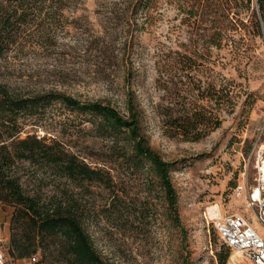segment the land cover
Here are the masks:
<instances>
[{
  "label": "rangeland",
  "instance_id": "obj_1",
  "mask_svg": "<svg viewBox=\"0 0 264 264\" xmlns=\"http://www.w3.org/2000/svg\"><path fill=\"white\" fill-rule=\"evenodd\" d=\"M119 0H79L67 13L73 34L54 48L11 59L12 84L30 83L38 90L55 88L83 102L116 107L128 116V93L141 113V128L151 147L172 163L181 228L158 178L147 167H130L131 146L125 136L98 128L89 114L54 105L28 125L31 133L58 139L92 168L112 179L92 186L84 199L94 206L87 225L96 249L114 264H222L227 248L215 229L222 217L242 214L264 236V228L244 195L236 191L246 178L255 187L264 163V17L258 0H158L145 29L134 15L115 6ZM262 5V4H261ZM138 23L141 19L136 18ZM98 43H94V42ZM92 42V44H91ZM131 69L128 76L127 68ZM232 87V103L213 89ZM185 109L212 115L211 132L198 126L188 137L170 130L167 121ZM176 126V125H175ZM198 139L197 141H193ZM25 168V169H24ZM23 186L33 195L32 177H50L25 164ZM245 175V176H244ZM32 179V180H31ZM46 180L44 198L55 193ZM81 193V190H76ZM115 206V208H113ZM121 212L111 215L108 210ZM15 208L0 209V244L10 264H36L10 256L15 239L26 229ZM119 216V215H118ZM220 217V216H219ZM226 264H251L230 251Z\"/></svg>",
  "mask_w": 264,
  "mask_h": 264
},
{
  "label": "trees",
  "instance_id": "obj_2",
  "mask_svg": "<svg viewBox=\"0 0 264 264\" xmlns=\"http://www.w3.org/2000/svg\"><path fill=\"white\" fill-rule=\"evenodd\" d=\"M78 1L0 0V209L15 208L13 220L19 218L26 229L10 250L15 260L41 251V262L46 264H114L96 249L87 230L95 211L90 201L84 199L94 185L105 183L113 188L112 179L106 178L101 169L92 168L60 140L27 130L33 118L40 120L54 105L89 114L95 118L92 122L98 128L115 136L124 135L131 146V154L126 156L128 165L136 169L148 166L153 171L164 191L175 226L186 236L170 177L172 163L163 159L146 139L141 128V113L130 93L126 100L128 116H125L110 104L83 102L65 91L38 90L30 83L14 85L7 78L13 66L11 59L25 57L38 49L54 48L61 36L65 38L74 33L73 24L77 21H70L66 15L74 11ZM258 1L264 17V0ZM157 3L158 0H119L114 5L124 6L134 15L135 24L145 29L157 12ZM136 18L141 19L140 23ZM130 72L128 67V76ZM221 91L226 103L231 104L233 90L229 84L220 92L213 89L210 95L221 94ZM199 116L198 112L185 109L179 119H171L166 124L170 130L181 129L185 137L202 124L211 132L218 119L212 115ZM25 164L30 170L50 176L32 177L33 195L26 192L22 183ZM46 180L56 184L55 193L49 198L43 195ZM110 212L112 216L121 217L120 211L109 209ZM226 248L222 264H226L230 256L231 250Z\"/></svg>",
  "mask_w": 264,
  "mask_h": 264
},
{
  "label": "built area",
  "instance_id": "obj_3",
  "mask_svg": "<svg viewBox=\"0 0 264 264\" xmlns=\"http://www.w3.org/2000/svg\"><path fill=\"white\" fill-rule=\"evenodd\" d=\"M264 155V148L261 150ZM245 176V175H244ZM238 196L246 200V208L252 210L258 222L264 228V163L258 166L255 187H251L248 178L236 189ZM215 229L222 244L232 252H240L242 258L251 264H264V236L261 235L242 214H232L218 218ZM36 264L37 258L30 259ZM0 264H10L0 244Z\"/></svg>",
  "mask_w": 264,
  "mask_h": 264
},
{
  "label": "bare ground",
  "instance_id": "obj_4",
  "mask_svg": "<svg viewBox=\"0 0 264 264\" xmlns=\"http://www.w3.org/2000/svg\"><path fill=\"white\" fill-rule=\"evenodd\" d=\"M209 211H210L211 217H214V218L215 217H217V218H221L222 217V211H221V209L218 206L211 208ZM234 254L239 256V257H242L240 252H234Z\"/></svg>",
  "mask_w": 264,
  "mask_h": 264
}]
</instances>
